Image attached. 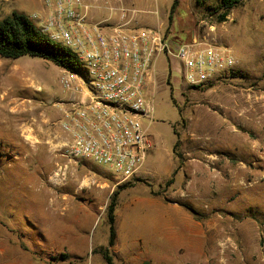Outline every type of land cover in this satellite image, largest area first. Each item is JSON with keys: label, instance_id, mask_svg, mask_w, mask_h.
I'll return each instance as SVG.
<instances>
[{"label": "rangeland", "instance_id": "obj_1", "mask_svg": "<svg viewBox=\"0 0 264 264\" xmlns=\"http://www.w3.org/2000/svg\"><path fill=\"white\" fill-rule=\"evenodd\" d=\"M119 1L138 10V27L225 47L236 64L195 89L159 62L143 120L154 143L148 174L122 181L58 152L63 70L0 58V264H106L98 249L108 244L115 191L114 264H264V0L244 1L223 23L208 8L217 0H177L171 20L175 0H88L89 16L119 24ZM42 8L43 0H0V20ZM187 214L205 236L190 234Z\"/></svg>", "mask_w": 264, "mask_h": 264}, {"label": "built area", "instance_id": "obj_2", "mask_svg": "<svg viewBox=\"0 0 264 264\" xmlns=\"http://www.w3.org/2000/svg\"><path fill=\"white\" fill-rule=\"evenodd\" d=\"M121 22L95 21L88 0H43L44 13L28 18L51 40L63 42L77 58L59 79L68 98L59 101L58 152L69 160H88L128 181L138 178L152 135L151 119L160 65L176 70L188 87L205 86L231 70L236 60L225 47L191 38L177 42L161 27H138V10L123 6Z\"/></svg>", "mask_w": 264, "mask_h": 264}, {"label": "trees", "instance_id": "obj_3", "mask_svg": "<svg viewBox=\"0 0 264 264\" xmlns=\"http://www.w3.org/2000/svg\"><path fill=\"white\" fill-rule=\"evenodd\" d=\"M244 1L246 0H217L216 6H212V4L208 6L213 10L210 15L215 16L216 22L223 23L227 20L231 11ZM177 2L175 0L171 7L170 20ZM195 2L197 6H204L208 0H195ZM23 56L48 60L61 69L74 68L77 62V58L71 50H65L56 45L27 16L13 12L0 20V58L18 59ZM191 88L197 89L200 87L194 86ZM118 194L119 191H115L111 195L106 209L109 225L107 247L98 249L106 264H114L110 248L115 245L116 241L115 209Z\"/></svg>", "mask_w": 264, "mask_h": 264}, {"label": "crops", "instance_id": "obj_4", "mask_svg": "<svg viewBox=\"0 0 264 264\" xmlns=\"http://www.w3.org/2000/svg\"><path fill=\"white\" fill-rule=\"evenodd\" d=\"M41 12L42 13H44L45 12V10L42 8V10H41ZM148 173L146 172V170H142L141 171V173H140V175H139V178L141 177V179L142 178H144L145 177V175H147ZM139 178H137V179H139ZM157 197V196H156ZM171 204V203H170ZM156 207H159V206H156ZM170 207H172L173 209H176V211L178 212V211H183V209L182 208H180V207H178V206H170ZM158 209V208H157ZM161 209H159V211H160ZM167 212V211H166ZM168 213H170V212H168ZM187 216V218L193 223V224H189V227L187 226V229L190 231V234L192 235V236H201V237H203V236H205V231H204V229L202 230L199 226H197V223L196 222H194L193 220H191L190 219V217L188 216V214L186 215ZM197 228H199L198 230H197ZM199 239H201V238H199ZM200 242H202L203 240H199Z\"/></svg>", "mask_w": 264, "mask_h": 264}]
</instances>
